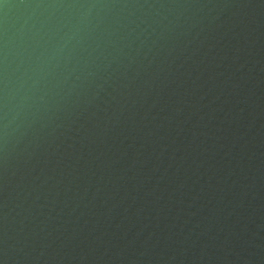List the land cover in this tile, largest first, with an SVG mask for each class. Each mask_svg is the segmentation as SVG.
<instances>
[{
    "label": "water",
    "instance_id": "1",
    "mask_svg": "<svg viewBox=\"0 0 264 264\" xmlns=\"http://www.w3.org/2000/svg\"><path fill=\"white\" fill-rule=\"evenodd\" d=\"M0 264H264V0H0Z\"/></svg>",
    "mask_w": 264,
    "mask_h": 264
}]
</instances>
